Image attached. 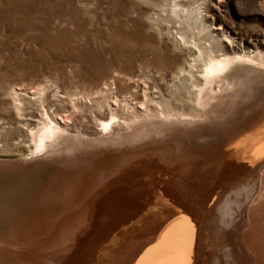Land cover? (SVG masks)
Listing matches in <instances>:
<instances>
[{
  "label": "rangeland",
  "instance_id": "1",
  "mask_svg": "<svg viewBox=\"0 0 264 264\" xmlns=\"http://www.w3.org/2000/svg\"><path fill=\"white\" fill-rule=\"evenodd\" d=\"M208 1L193 5L201 4L202 11ZM209 13L216 25L225 26L228 33L222 39H234L235 50L264 52V0H223ZM191 57L173 42L156 38V0H0V149L8 150L0 156V243L20 246L40 240L63 210V196L101 172L106 178L120 166L156 158L166 168L184 170L187 178L207 177L214 155L252 141L264 130V68L238 63L223 75L234 83L218 94L223 111L184 125H173L176 118L138 120L106 136L68 132L48 145L44 155L23 159L15 153H28L34 143L32 114L49 120L56 119L55 113L69 116L70 127L91 129L99 107L93 102L74 108L70 100L49 95L44 111L38 102L26 100L15 111L4 103L8 88L50 81L49 94L55 87L85 94L122 71L130 82L118 79L115 90L124 95L132 86L143 101L160 79L173 82ZM126 113L122 109V118ZM263 174L264 157L231 182L205 214L200 234L205 264H239L238 253L256 264L242 234L264 185ZM175 183L186 187L181 179ZM238 228L239 236L230 242L229 234ZM0 264H16V257L1 252Z\"/></svg>",
  "mask_w": 264,
  "mask_h": 264
},
{
  "label": "bare ground",
  "instance_id": "2",
  "mask_svg": "<svg viewBox=\"0 0 264 264\" xmlns=\"http://www.w3.org/2000/svg\"><path fill=\"white\" fill-rule=\"evenodd\" d=\"M221 1L209 0L200 11L201 4L193 5L197 0H156V38L164 44L173 42L174 48L192 57L175 72L173 82L160 79L154 84L156 91L146 92L143 101L132 86L124 95L115 90L118 79L130 82L129 75L122 71L106 78L103 87L85 94L56 87L49 94L50 81L29 89L8 88L9 98L4 103L15 111L22 109L23 100L38 102L43 108L50 101L49 95L70 100L74 108L93 102L99 107L91 129L72 128L70 120H65L69 116L55 112L56 119L52 121L47 115L32 114L35 128L30 136L34 143L30 142L28 153L15 154L23 159L44 155L48 145L68 132L106 136L113 130H126L138 120L176 118L173 125H184L204 119L209 112L225 110L218 94L232 89L234 83L223 75L238 63L264 68V52L239 47L235 50L234 39H222L227 29L216 25L214 14L209 13V8ZM161 82L167 84L161 86ZM122 109L127 110L123 118ZM239 144L211 158L214 166L207 177L197 174L187 178L184 170L166 168L156 158L127 169L120 166V171L106 178L101 172L77 185L72 195L63 196V210L51 220L40 240L20 246L0 243V253L12 254L16 264H153L160 259L185 258L191 264H205L206 252L200 242L205 214L231 182L264 157V130L254 140ZM0 150V156L8 152ZM175 179H181L186 187L180 189ZM247 218L244 244L256 264H264V185ZM240 231L238 228L236 233H230L229 241L234 242ZM237 256L239 264H248L242 255Z\"/></svg>",
  "mask_w": 264,
  "mask_h": 264
},
{
  "label": "snow or ice",
  "instance_id": "3",
  "mask_svg": "<svg viewBox=\"0 0 264 264\" xmlns=\"http://www.w3.org/2000/svg\"><path fill=\"white\" fill-rule=\"evenodd\" d=\"M153 264H191V260L189 258L185 259H160L154 261Z\"/></svg>",
  "mask_w": 264,
  "mask_h": 264
}]
</instances>
